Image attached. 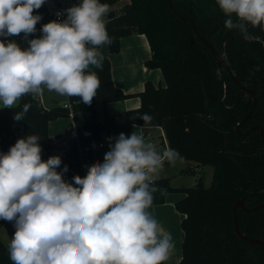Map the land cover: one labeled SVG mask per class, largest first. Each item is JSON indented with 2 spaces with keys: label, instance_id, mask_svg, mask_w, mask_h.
Here are the masks:
<instances>
[{
  "label": "trees",
  "instance_id": "1",
  "mask_svg": "<svg viewBox=\"0 0 264 264\" xmlns=\"http://www.w3.org/2000/svg\"><path fill=\"white\" fill-rule=\"evenodd\" d=\"M120 1L100 0L109 6L104 20L111 51H118L120 38L144 34L152 51L145 65L160 69L163 83H145L144 90L134 95L140 98L139 108L111 113L109 103L130 96L113 84L106 58L98 68L87 69L96 73L100 87L91 105H85L79 97L67 96L73 103L78 140L59 154L62 163L57 171L63 172L67 165L63 179L74 183V176L84 177L83 165L103 162L121 133L131 135L138 126L161 127L168 147L187 164L183 173L194 175L197 168H213L209 187L204 186L202 177L192 187L180 188H172L169 178L152 181L156 188L152 204L163 203L171 192L184 194L175 203L176 210L184 215L179 264H264L260 247L243 242L233 222L234 205L242 198L248 208L264 202V144L260 130L251 131L254 126L264 131V30L248 24L245 37L238 29H227L228 17L216 0H171L176 13L168 0H129L114 10ZM179 16L192 18L200 34L213 43L222 57L221 70L191 22ZM231 18L236 22L235 14ZM257 67L259 71L253 74ZM231 73L254 96L242 91ZM25 104L30 108L24 120L15 121L14 114ZM98 105L104 107L102 119L96 116ZM251 111L250 118L244 121ZM145 113L153 118L148 125L140 119ZM59 117H70V113L62 106L45 107L37 94L23 96L14 108L0 109V153H6L19 138L37 135L42 159L47 160L54 148L49 123ZM237 216L244 235L264 240V208L252 213L239 208ZM6 222L0 220V228ZM14 232L13 225L10 241ZM0 264H12L8 247L1 240Z\"/></svg>",
  "mask_w": 264,
  "mask_h": 264
},
{
  "label": "clouds",
  "instance_id": "2",
  "mask_svg": "<svg viewBox=\"0 0 264 264\" xmlns=\"http://www.w3.org/2000/svg\"><path fill=\"white\" fill-rule=\"evenodd\" d=\"M46 0H0V37L37 31L39 10ZM228 19L225 27L247 35V25L264 30V0H216ZM66 19L42 25V35L22 49L15 41L0 40V103L14 108L23 96L45 86L91 105L100 87L90 65L103 57L98 46L111 44L104 17L109 12L100 0H81L65 10ZM235 14L237 20L231 18ZM63 13H57L62 16ZM91 45V47H89ZM259 71L255 68L254 72ZM30 105L14 114L24 120ZM145 125L153 119L145 113ZM37 135L17 139L0 153V220L12 222L15 232L8 244L12 264H164L174 248L147 211L153 203L151 176L165 160L175 163L172 149L158 152L140 131L121 133L103 162L88 166L74 183L58 172V155L42 159Z\"/></svg>",
  "mask_w": 264,
  "mask_h": 264
},
{
  "label": "crops",
  "instance_id": "3",
  "mask_svg": "<svg viewBox=\"0 0 264 264\" xmlns=\"http://www.w3.org/2000/svg\"><path fill=\"white\" fill-rule=\"evenodd\" d=\"M125 1L129 2V0ZM116 45L118 47V51L115 53L111 51L110 44L100 45L97 50L103 59L106 58L108 60L111 66L113 84L117 88L121 89L125 95L130 96L124 100L109 103L107 105V109L111 113H124L127 110L139 108L141 104L140 98L134 95L142 92L144 90L145 83L148 81L152 82L154 85L163 83V75L160 69H150L145 65V63L151 59L152 51L148 39L144 34H132L130 36L120 38ZM99 66L90 65L88 69L98 68ZM36 94L39 96V93ZM39 98L41 100L40 96ZM95 111L97 118L102 119L104 116V107L102 105H98L96 106ZM67 118L70 130L72 119L70 117ZM52 122L53 121H50L49 130ZM149 128L162 129L161 127H147L146 130ZM55 148H61V145H57ZM157 151L161 153L163 152L161 150ZM185 163L186 162L179 160L178 158L175 163H169L165 160L163 167L155 174H152L151 180L155 181L163 178H171V187L180 188L181 183L179 184L173 182L177 179L180 170L186 165ZM191 164H194V166L196 165L194 162H191ZM88 166L90 165H87L84 169L85 174H87ZM204 169L205 167H202V170ZM203 184L205 185V177L203 178ZM182 198H184L183 193L171 192L165 196L163 203L152 204V206L147 209V211L157 220L163 231L171 234L172 237L174 248L172 249L168 260H166L164 264H179L182 259V242L184 232L181 228V223L184 215L178 212L175 208V203ZM12 231V222L7 221L0 228V240L7 247L10 243V234Z\"/></svg>",
  "mask_w": 264,
  "mask_h": 264
},
{
  "label": "rangeland",
  "instance_id": "4",
  "mask_svg": "<svg viewBox=\"0 0 264 264\" xmlns=\"http://www.w3.org/2000/svg\"><path fill=\"white\" fill-rule=\"evenodd\" d=\"M126 3H128L125 0H122L118 3H116L113 6V9L118 11L120 8H122ZM23 36V33H21L20 35H16V36H11V37H0V40H4L5 43H7L8 41H15L21 48L22 43L19 40L20 37ZM39 96L41 97L42 103L45 107L47 108H54L57 106H63L64 103H67V96L65 95H60L55 91H49L45 86H41V91L38 92ZM18 103V101H17ZM3 108L2 103H0V109ZM53 122L51 123V127L49 130V136L52 138V140L56 141L57 138H67L69 137V122H68V118L67 117H59L56 118L54 120H52ZM50 124V123H49ZM164 130L163 129H159V128H149L146 130V132L148 133V135L150 137H153V140L155 141V143H160L162 141V138L160 135H164ZM64 150V147L61 146V148H55V150L52 151L51 156L53 155H59V153H62ZM186 164V163H185ZM194 166V164L192 165ZM187 167V164L184 166V168H182L179 172V175L177 177V179L173 182V183H181L180 185H184L186 187H192L193 185H195L196 183H198V181L200 180V178H204L205 177V187H209L211 185L212 182V173H213V168L211 166H207L205 167L204 170H202V168H197L196 174H188V173H183L182 171ZM172 175V174H171ZM171 181V178H170Z\"/></svg>",
  "mask_w": 264,
  "mask_h": 264
},
{
  "label": "built area",
  "instance_id": "5",
  "mask_svg": "<svg viewBox=\"0 0 264 264\" xmlns=\"http://www.w3.org/2000/svg\"><path fill=\"white\" fill-rule=\"evenodd\" d=\"M80 0H46V2L42 5V7L39 10H34L33 14H39L42 16V19L37 23L36 29L37 31L33 34H30L27 38L22 37L19 38V40L22 43V46H25L26 48L29 46L28 45V40L34 39V38H39L42 35L41 28L43 24H46L50 21L58 20L62 21L63 19H66V9L76 6L80 3ZM63 13L64 15L62 16H57V13ZM38 100L41 102L39 96ZM64 109L68 110L70 113V118L72 119L71 121V128L69 130V137L67 138H57L56 141L53 140L54 148L50 151V155L53 150H55V147L57 145H61L64 147V150L67 149L70 145L71 142L77 141L78 140V131L77 127L74 123L73 120V103L67 102L62 106ZM141 127H143V135L145 138V141L147 143H151L152 145L155 146L156 150H161L164 151L166 149H170L167 144V140L164 135H160L162 138V141L160 143H155L153 140V137H150L148 133L146 132V128L144 126H138L137 127V132L140 131ZM63 150V151H64ZM82 160L84 159L83 155L81 154ZM87 165H83L84 169ZM85 171H84V176H85Z\"/></svg>",
  "mask_w": 264,
  "mask_h": 264
},
{
  "label": "water",
  "instance_id": "6",
  "mask_svg": "<svg viewBox=\"0 0 264 264\" xmlns=\"http://www.w3.org/2000/svg\"><path fill=\"white\" fill-rule=\"evenodd\" d=\"M168 3L170 5V8L176 13V9H175L174 5L172 4V1L168 0ZM179 17H180V19H182L184 21L191 22L195 34L197 35L199 40L211 51V53L213 54L218 66H219V69L221 70L222 67H223L222 57H221L220 53L216 50V48L213 45V43L208 41L204 36H202L200 34V32L197 30L195 22H194V20L192 18H190V17L184 18L182 16H179ZM231 76H232L234 82L241 88L242 91L250 93V94H252L254 96V92L252 90H250L246 86L241 85L240 82L238 80H236V78L234 77V75L232 73H231ZM256 104H257V99H256V97H254V107L256 106ZM251 115H252V111L245 117L244 121L249 119ZM240 126H241V124H238L237 129H239ZM254 130H260V133H261V136H262V142L264 144V131L262 130V128L259 127V126H254L251 131H254ZM242 135H247V133H243ZM239 208H241L246 213H252V212L259 211V210L263 209L264 208V202L259 204V205H257V206H255V207H253V208H248L246 206V204H245V198H242L241 200H239L234 205V208H233V214H234L233 222H234L235 233L237 234V236L239 238H241V240L243 242L249 243V244H253V245H258L260 247V249H261L262 256H263V261H264V240L258 239V238H249V237H247L246 235H244L240 231L239 224H238V216H237V210Z\"/></svg>",
  "mask_w": 264,
  "mask_h": 264
}]
</instances>
